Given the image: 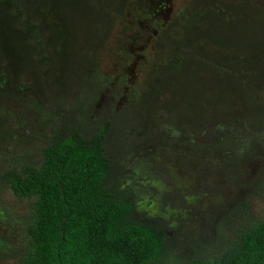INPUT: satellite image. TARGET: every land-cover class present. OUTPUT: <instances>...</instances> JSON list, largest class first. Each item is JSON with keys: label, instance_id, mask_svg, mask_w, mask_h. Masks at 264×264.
<instances>
[{"label": "trees", "instance_id": "1", "mask_svg": "<svg viewBox=\"0 0 264 264\" xmlns=\"http://www.w3.org/2000/svg\"><path fill=\"white\" fill-rule=\"evenodd\" d=\"M254 2L191 0L153 37L155 51L164 52L168 59L148 77L139 98L138 89L123 92L117 97L121 107L102 114L97 110L99 101L112 87L105 89L110 81L100 74L101 56L117 25L127 34L130 25L124 19L130 0H0V143L13 140L15 130L30 122L26 114L43 115L51 129L35 159L0 176V183L24 207L11 226L17 247L10 250L0 238L3 258L14 264H264V218L232 230L236 218L247 217L248 198L264 195L260 147L243 152L245 159L220 158L223 166L253 156L262 162L261 174L255 183L241 188L245 202L238 205L243 213L233 216V208L208 216L206 236L195 244L188 261L176 257L181 243L173 223L139 211L135 193L125 187L130 178L127 170L135 159L153 160L173 151L187 164L188 154L214 156L210 145L196 148L189 136L210 134L213 140L219 132L222 138L215 149L238 150V144L227 146L234 134L226 124L213 121L216 129L203 132L194 128L173 132L165 127L152 133L157 128L150 123L161 102L155 91L167 90L162 91L161 100L171 93L168 86L182 71H178L181 54L191 57L193 52L205 58L214 50L213 57L221 58V66L214 71L224 82L237 79L240 86L248 73L264 71L263 63L260 70L248 69L242 49L234 51L228 35L233 23L251 18L255 7L247 3ZM192 3H198L200 10ZM203 11L209 17L202 21ZM171 25L179 30L170 34ZM260 57L264 51L258 53ZM186 63L197 67L195 62ZM234 91L240 95L238 89ZM244 104L251 115L252 105L245 100ZM12 105L18 108L10 112ZM199 114L204 119L197 127H205L208 112ZM162 136L172 139L170 145L160 144ZM202 147L207 156L202 155Z\"/></svg>", "mask_w": 264, "mask_h": 264}, {"label": "rangeland", "instance_id": "2", "mask_svg": "<svg viewBox=\"0 0 264 264\" xmlns=\"http://www.w3.org/2000/svg\"><path fill=\"white\" fill-rule=\"evenodd\" d=\"M256 1L247 3L257 8L252 9L251 18L233 23L228 35L231 37L233 50L242 49L248 69L260 70V63H263L264 67V57L257 58V55L264 51V0ZM187 4H191V0H130L124 19L125 23L130 25L127 34L123 35L121 25H117L101 56L100 74L104 81H110V85L105 89L112 88H108L99 101V112H115L121 107V100L118 101L117 97L123 92L128 93L130 89H138L137 99L139 98L149 80L148 77L151 78L154 70L168 59L164 52L155 51L153 37L158 29L172 21L179 9ZM192 4L195 5V10H200L196 8L198 3ZM208 17L207 11H203L202 21ZM220 24L223 25L221 22ZM178 30L176 25L169 27L170 34ZM209 51L212 55H206L205 58L199 53L192 52L191 57L188 53L181 54V66L178 71H182L172 84H169L171 93L165 94L161 100L163 92L167 90L163 91L158 87L155 91V94L158 92L161 96H158L161 102L151 116L150 126L157 128L151 132L155 133L165 127L172 128L173 132L175 129L192 128L197 130L196 132H203L216 129L214 121L232 128L234 138L227 146L234 148L238 144V150L215 149L213 146L222 138L219 132L213 140L210 134L196 138L189 136L187 138H191L192 145L196 148L203 144L210 145L213 148L210 152H213L214 156L195 158L188 154L191 158L187 164L181 163V156L173 151H164L153 160L138 158L132 161L127 170L130 178H126L125 185L135 193L139 211H147L153 217L173 223L172 227L176 228L181 243L180 252L176 257H182L186 261L194 254L195 244L206 236L205 221L208 216L233 208V216H236L235 212L240 210L238 203L242 200L245 202L240 194L241 188L244 184L255 183L261 174L262 162L253 156L251 160L229 162L223 166H220L223 161H219L220 158L231 156L229 161H234L242 157L243 152H250V148L255 149L257 146L260 151H264V71L261 70L257 74L248 73V79L243 86H240L237 79L235 82H224L214 71L215 67L221 66V58L213 57L214 50ZM185 59L195 62L197 67L193 68L187 64ZM204 63L207 66H203ZM205 71L207 72L203 73ZM167 82L168 79L165 87ZM234 89H238L240 95ZM245 92L251 95L250 98ZM244 100L253 107L254 112L251 115ZM195 105L201 107L198 109ZM16 108L18 107L12 105L9 111L12 112ZM19 111L22 112L20 109ZM202 111H207L209 118L207 117L205 127H197L204 119V114H199ZM26 116L31 119L30 122L22 127L21 131L15 130L13 140H8L5 144L0 143V176L21 162L35 159L39 146L50 134L51 129L45 126L43 115ZM25 121L26 119L22 118L21 122ZM171 141L172 139H167L166 136L160 138L162 146L170 145ZM202 155H208L205 147H202ZM245 158L246 156L242 157ZM248 207L247 217L236 218L232 230L252 219L264 218V195L258 193L249 197ZM22 212L23 205L0 183V238L5 245L8 243L10 250L18 244L16 236H11V226ZM241 213L243 212H239V215ZM0 264H14V261H7L0 255Z\"/></svg>", "mask_w": 264, "mask_h": 264}]
</instances>
